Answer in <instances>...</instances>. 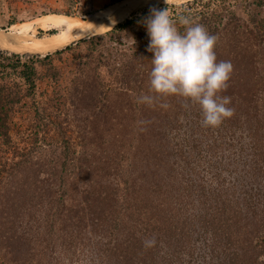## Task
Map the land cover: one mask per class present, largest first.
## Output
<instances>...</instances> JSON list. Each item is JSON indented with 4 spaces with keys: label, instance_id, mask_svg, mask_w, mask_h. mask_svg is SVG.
<instances>
[{
    "label": "trees",
    "instance_id": "obj_1",
    "mask_svg": "<svg viewBox=\"0 0 264 264\" xmlns=\"http://www.w3.org/2000/svg\"><path fill=\"white\" fill-rule=\"evenodd\" d=\"M163 9L180 30L181 16L204 25L232 64L220 95L234 114L217 127L149 92L144 21ZM118 24L79 42L87 54L50 75V94L40 59L0 52V264H264V0L160 5Z\"/></svg>",
    "mask_w": 264,
    "mask_h": 264
},
{
    "label": "clouds",
    "instance_id": "obj_2",
    "mask_svg": "<svg viewBox=\"0 0 264 264\" xmlns=\"http://www.w3.org/2000/svg\"><path fill=\"white\" fill-rule=\"evenodd\" d=\"M178 23L166 9L152 10L144 21L152 53L149 92L160 97H180L199 105L202 124L217 127L234 114L231 98L220 93L226 90L232 64L217 61V37L191 18L181 16ZM153 95L143 94L139 102L152 104ZM161 107L167 108V104ZM154 241H147L150 247Z\"/></svg>",
    "mask_w": 264,
    "mask_h": 264
},
{
    "label": "rangeland",
    "instance_id": "obj_3",
    "mask_svg": "<svg viewBox=\"0 0 264 264\" xmlns=\"http://www.w3.org/2000/svg\"><path fill=\"white\" fill-rule=\"evenodd\" d=\"M120 1L122 0H0V37L10 38V35H15L23 44L29 45L31 42L34 44L35 40L47 39V37L43 39L36 37L46 34L43 31L56 30L58 36L65 38L62 41L64 43L82 31L98 25L102 16L101 11ZM152 1L156 3V0ZM188 1L192 0H179L163 5L180 6ZM137 6L139 7V4H128L118 11L109 10L101 24L103 25L102 30H93L95 36L80 41L87 42L92 38L104 36L112 31L117 26L116 24H122L131 17H139L149 8L146 6L129 14ZM78 43L55 49L49 54L15 51L4 49L1 46L0 52L8 56L19 55L22 61H27L28 57L40 59L35 64L38 77L37 90L40 94L46 92L50 94L52 90L50 75L56 73L58 69L63 77L67 78L68 72L74 69L78 59L87 54V43ZM66 47L70 49L65 50ZM24 48L29 49V47ZM46 56H49L48 60H43ZM15 81L20 83L17 78Z\"/></svg>",
    "mask_w": 264,
    "mask_h": 264
},
{
    "label": "bare ground",
    "instance_id": "obj_4",
    "mask_svg": "<svg viewBox=\"0 0 264 264\" xmlns=\"http://www.w3.org/2000/svg\"><path fill=\"white\" fill-rule=\"evenodd\" d=\"M174 1L178 2L179 0H174ZM145 3H146V0H122L113 6L105 8L101 11L102 16H101L100 21L98 22V25H96L90 29H86V30L82 31L81 33H79L78 35L74 36L73 38H71L70 40H68L64 43H62L63 39H65L63 36L55 35V36L47 37V39H45V40H35L34 44H32V42H31V44L28 45V44H23L22 41L18 40L15 37V35L14 36L10 35V38L0 37V46L4 49H9V50L31 51V52L44 54V53L53 51L55 49L62 48L64 46L68 45L72 41L83 38V37L90 35V34H94L92 32L93 30H102L103 25H101V24H102L106 14L109 10H117L118 11L119 9L123 8L124 6H126L128 4H139V6H143ZM24 42H25V40H24ZM19 47H23V48H19ZM24 47H29V49H25Z\"/></svg>",
    "mask_w": 264,
    "mask_h": 264
},
{
    "label": "water",
    "instance_id": "obj_5",
    "mask_svg": "<svg viewBox=\"0 0 264 264\" xmlns=\"http://www.w3.org/2000/svg\"><path fill=\"white\" fill-rule=\"evenodd\" d=\"M155 2H156V3H154L152 0H146V3H145L143 6H141L140 8L136 9V10H139V9H141V8H143V7H146V6H149V8H150V7H153V6H160V5H163V4H167V3H169V2L173 3V2H175V1H174V0H156ZM136 10H135V11H136ZM135 11H132L130 14H132V13L135 12ZM93 36H95V35H94V34L87 35V36H85V37H83V38H80V39H77V40H75V41L70 42V43H69L68 45H66V46L77 44L80 40H82V39H88V38H91V37H93ZM64 47H65V46H64ZM35 53H36V52H35ZM37 54H41V53H37ZM46 54H49V52H47Z\"/></svg>",
    "mask_w": 264,
    "mask_h": 264
}]
</instances>
